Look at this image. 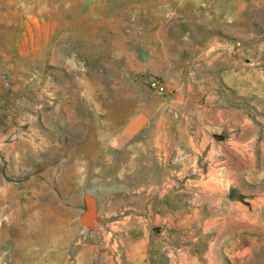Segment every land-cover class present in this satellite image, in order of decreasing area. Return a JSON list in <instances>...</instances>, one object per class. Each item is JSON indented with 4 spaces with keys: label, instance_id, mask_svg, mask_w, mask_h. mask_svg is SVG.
Masks as SVG:
<instances>
[{
    "label": "rangeland",
    "instance_id": "obj_1",
    "mask_svg": "<svg viewBox=\"0 0 264 264\" xmlns=\"http://www.w3.org/2000/svg\"><path fill=\"white\" fill-rule=\"evenodd\" d=\"M0 264H264V0H0Z\"/></svg>",
    "mask_w": 264,
    "mask_h": 264
},
{
    "label": "crops",
    "instance_id": "obj_2",
    "mask_svg": "<svg viewBox=\"0 0 264 264\" xmlns=\"http://www.w3.org/2000/svg\"><path fill=\"white\" fill-rule=\"evenodd\" d=\"M202 82L198 85L199 89L206 88L204 80ZM188 86L191 87V84L189 83ZM170 87L167 86L168 95L165 98L159 100L158 102L155 101V104L153 103V105H150L148 109L141 111L138 115L131 119L126 126L125 131H123L118 137L124 138V135L129 137L135 134L139 131V129L144 128L146 123L151 120L156 123L154 125L156 130L168 129L171 126L170 124H172V127L176 128V123L179 119L183 117L185 118L184 120H192L196 114H198L199 119L202 121L206 120L207 108L205 105L201 108L199 113L193 112L190 106L183 104L181 98L178 97L179 95L177 92L173 93V90H177V88L174 86ZM221 110L222 107H219L218 111ZM157 138L160 139L159 137Z\"/></svg>",
    "mask_w": 264,
    "mask_h": 264
},
{
    "label": "water",
    "instance_id": "obj_3",
    "mask_svg": "<svg viewBox=\"0 0 264 264\" xmlns=\"http://www.w3.org/2000/svg\"><path fill=\"white\" fill-rule=\"evenodd\" d=\"M85 203L88 210L79 218V221L83 227L90 228L96 219V207L94 200L90 197H85Z\"/></svg>",
    "mask_w": 264,
    "mask_h": 264
},
{
    "label": "built area",
    "instance_id": "obj_4",
    "mask_svg": "<svg viewBox=\"0 0 264 264\" xmlns=\"http://www.w3.org/2000/svg\"><path fill=\"white\" fill-rule=\"evenodd\" d=\"M149 88L157 95L167 96L168 90L164 82L158 77H152L148 81Z\"/></svg>",
    "mask_w": 264,
    "mask_h": 264
},
{
    "label": "bare ground",
    "instance_id": "obj_5",
    "mask_svg": "<svg viewBox=\"0 0 264 264\" xmlns=\"http://www.w3.org/2000/svg\"><path fill=\"white\" fill-rule=\"evenodd\" d=\"M133 261V260H132Z\"/></svg>",
    "mask_w": 264,
    "mask_h": 264
}]
</instances>
